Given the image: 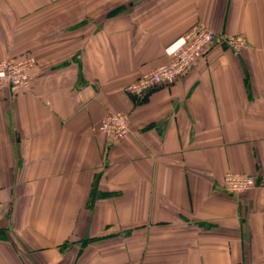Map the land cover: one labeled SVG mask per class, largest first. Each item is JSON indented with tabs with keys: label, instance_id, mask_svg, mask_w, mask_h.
Returning <instances> with one entry per match:
<instances>
[{
	"label": "crops",
	"instance_id": "obj_1",
	"mask_svg": "<svg viewBox=\"0 0 264 264\" xmlns=\"http://www.w3.org/2000/svg\"><path fill=\"white\" fill-rule=\"evenodd\" d=\"M194 26L246 45L125 93ZM25 55L30 88L0 92V264H264V0H0V61Z\"/></svg>",
	"mask_w": 264,
	"mask_h": 264
},
{
	"label": "built area",
	"instance_id": "obj_2",
	"mask_svg": "<svg viewBox=\"0 0 264 264\" xmlns=\"http://www.w3.org/2000/svg\"><path fill=\"white\" fill-rule=\"evenodd\" d=\"M215 41L235 50L246 45L242 36H216L207 28L194 26L183 35L182 43L171 51L168 63L144 73L134 83L127 85L124 91L140 100L157 86H170L184 76ZM35 61L30 55L1 60L0 92L6 88L10 95H15L28 90ZM98 129L114 141L123 140L130 134L129 116L122 112L108 113L102 118ZM253 186V177L241 173H226L222 180L223 190L230 194H243ZM125 264L139 263L132 261Z\"/></svg>",
	"mask_w": 264,
	"mask_h": 264
},
{
	"label": "trees",
	"instance_id": "obj_3",
	"mask_svg": "<svg viewBox=\"0 0 264 264\" xmlns=\"http://www.w3.org/2000/svg\"><path fill=\"white\" fill-rule=\"evenodd\" d=\"M161 87H165V86H157V87H155V88H153L152 90H150L149 92H151V91H153V90H155V89H157V88H161ZM126 93V92H125ZM127 94V93H126ZM145 97H146V95L144 96V99H145ZM132 99L134 100V99H137L136 97H132ZM136 101H140L139 99H137ZM137 103V102H136ZM254 184H255V180H254ZM249 191V190H248ZM247 191V192H248ZM246 193V192H245ZM245 193H243V194H245Z\"/></svg>",
	"mask_w": 264,
	"mask_h": 264
}]
</instances>
